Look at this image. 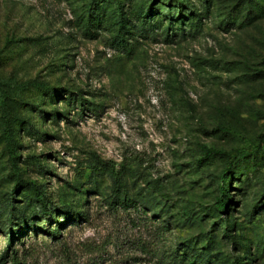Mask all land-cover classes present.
Segmentation results:
<instances>
[{"label": "rangeland", "instance_id": "rangeland-1", "mask_svg": "<svg viewBox=\"0 0 264 264\" xmlns=\"http://www.w3.org/2000/svg\"><path fill=\"white\" fill-rule=\"evenodd\" d=\"M93 1L0 0V264H264V0H144L161 27L119 43L82 24ZM129 1L104 0L111 21ZM202 146L245 150L224 211Z\"/></svg>", "mask_w": 264, "mask_h": 264}, {"label": "trees", "instance_id": "trees-1", "mask_svg": "<svg viewBox=\"0 0 264 264\" xmlns=\"http://www.w3.org/2000/svg\"><path fill=\"white\" fill-rule=\"evenodd\" d=\"M92 4L95 5V7L97 8V12H96V8H94V11H92L91 8H88L89 14L87 20L82 22V24H84L87 28H91V27L98 28L100 26H104L105 29L116 30V37L114 38V40H116L117 43H119L121 40L119 39L121 34L125 32L126 29L125 24H131L133 28L139 26L140 30L142 31H147V29L152 31L154 27L158 28L161 27L162 25L160 19H158L159 14L155 12L154 7H151L147 11H145L146 4L144 3V0H130L125 7H124V2H118L117 22L111 21V17L105 11L104 0H96L93 1ZM192 6L194 11L189 12V14H187L186 16L181 15L175 19L169 17L168 25L164 29L165 32H168V30H170L172 34L173 33L175 34L178 29L182 31L183 28L181 25H185V24H187L190 28L199 27V21H200L199 19L202 15L207 13L206 10L207 5L205 4L203 8L199 6L196 7L194 5ZM176 23H178V25ZM115 25H118L119 27L115 28ZM42 87H44L43 89L45 90L47 89L46 86H42ZM0 104H2L1 87H0ZM6 146L10 154V157L15 158L16 154L14 149V143L11 140V138L7 136V134H6ZM201 150L203 151V154L207 157L218 154V155H222L225 158V167L218 176V178L223 182V184L219 186V189L224 193V197L218 196L213 205L216 211L218 212L222 210L224 211L229 208V202L227 197V185H228L227 178H228V174H230L231 172V165L239 158L240 155L244 153L245 150L243 148H237L230 150L228 152H219L213 148H207L205 146H202ZM111 174L113 175V186H112L113 197L115 195L116 197H119L118 193L122 186L120 176L118 172L113 173V171H111ZM31 190L34 196V201L37 202V204L40 207V212L43 215L48 214L50 212V209L47 207L44 198L41 196L42 191L37 187H35L34 185L31 186ZM116 202L117 205L123 208L135 207L133 202L126 197H123L121 200H118ZM76 217L77 219H79L81 215L72 216L71 221H75ZM48 232L54 238H57L60 233L58 229H52V230L48 229ZM182 251L183 252L175 253L172 256H168L169 254H165L166 259L163 261V264H196L195 256H193L192 254H187L186 250H182Z\"/></svg>", "mask_w": 264, "mask_h": 264}]
</instances>
